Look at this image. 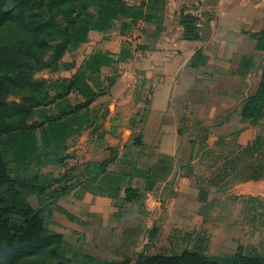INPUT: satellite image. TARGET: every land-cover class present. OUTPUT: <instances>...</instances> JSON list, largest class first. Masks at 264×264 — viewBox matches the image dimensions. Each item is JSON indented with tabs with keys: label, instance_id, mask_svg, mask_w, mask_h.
I'll use <instances>...</instances> for the list:
<instances>
[{
	"label": "trees",
	"instance_id": "1",
	"mask_svg": "<svg viewBox=\"0 0 264 264\" xmlns=\"http://www.w3.org/2000/svg\"><path fill=\"white\" fill-rule=\"evenodd\" d=\"M163 14L164 0L141 5L126 0H0V264H132L126 258L116 262L90 257L51 229L56 212L72 223L84 224L60 206L75 191L113 200L119 209L133 205L140 215L152 210L144 190L133 187L134 179H149L137 162L123 159L119 173L110 170L116 156L106 162L86 163L80 178L71 184L64 181L65 174L57 178L53 170L65 166L73 138L90 128L98 132L101 119L92 105L117 83L118 66L133 58L132 46L124 42L118 54L97 50L79 67L63 57L86 45L92 32L109 35L118 29L127 35L143 22L155 25L158 35ZM181 25L185 39L199 38L190 15L182 14ZM251 38L257 43L255 51L263 57L245 54L241 58L234 75L243 80L260 58L264 61V32ZM49 52L62 72L75 71L71 78L34 79L50 67L51 62L45 60ZM201 59L199 52L191 67L196 68ZM103 69H111L113 77L104 78ZM37 91L41 98L34 96ZM11 95L21 96V101H9ZM239 116L242 124L264 128V65L260 85L243 101ZM107 133H97L98 148L105 147ZM208 137L207 132L191 141V162L196 149L202 160L210 152ZM230 144L234 147L228 150ZM135 146L142 147L141 137ZM220 149L210 165L214 169L211 176L197 178V184L221 193L227 186L264 180V129L246 147L223 143ZM34 197L36 208L30 202ZM259 200L248 196L242 213H254L250 223L263 227L264 214L256 215ZM200 202L199 215L204 219L219 204L216 199ZM157 232L156 228L150 231V240ZM169 243L173 249L170 257L140 254L137 264H264V242L263 250L249 247L240 248L235 255H210L211 237L206 229L187 233L174 228Z\"/></svg>",
	"mask_w": 264,
	"mask_h": 264
},
{
	"label": "crops",
	"instance_id": "2",
	"mask_svg": "<svg viewBox=\"0 0 264 264\" xmlns=\"http://www.w3.org/2000/svg\"><path fill=\"white\" fill-rule=\"evenodd\" d=\"M126 1L131 5L148 2ZM198 2L164 0L163 26L158 35L155 25L139 22L127 35H122L118 29L109 35L92 32L89 42L84 45L91 44L93 38L103 37L106 45L98 50L118 54L124 42L132 46L133 58L118 66L119 81L92 105L97 112H101L97 109L104 110L107 105L110 111L114 108L102 126V130L108 132L105 136L107 145L103 149L98 148L95 144L97 138L91 137L94 128H90L73 138L69 148L86 151L85 164L106 162L113 159L117 151L111 150L108 142L115 141L120 153L118 158L137 162L139 168L149 174L147 180L134 179L133 187L153 190L154 196L148 199L152 214L147 218L139 216L135 221L137 223L127 225L122 231L124 243L134 248L133 252L142 253V249L160 251L162 247L159 248L158 243L166 239L169 244L172 229L184 230L191 221L196 225L202 224L206 219L199 215L201 202L194 187L197 178L208 179L214 170L205 162L216 160L221 144L236 143L246 147L261 133V127L240 122L237 110L244 100L240 101V106L236 96L246 92L247 99L249 93L250 96L256 93L261 82L263 58L246 80L234 74L245 54L263 57L255 51L257 43L251 36L264 32V0H204V28L198 39L187 40L184 38L181 16L188 14L189 9ZM199 52L202 59L193 68L191 63ZM106 71L112 72L111 69H103V77L107 75ZM74 72L67 77L71 78ZM216 88H228L230 93L215 103H208L204 95L207 92L213 94ZM203 122L217 124L208 133L206 144L210 152L202 160L200 156L197 157L196 149V158L191 162L189 141L202 134L190 138L183 131ZM138 137L142 139V147L135 146ZM128 145L131 146V154L123 153ZM111 167L110 170L116 173L123 170L121 164ZM236 187L238 190L242 187L255 189L241 196L264 197L261 191L264 180L242 183ZM60 206L77 218H83L87 213L106 219L109 212L115 211L116 202L90 194L80 195L75 191L66 196ZM57 215L54 216L55 222L58 217H65L60 213ZM145 221L146 224L154 221L159 229L152 240L147 234L151 226L145 228ZM56 232L67 239L64 232ZM128 256L126 253L120 260Z\"/></svg>",
	"mask_w": 264,
	"mask_h": 264
},
{
	"label": "rangeland",
	"instance_id": "3",
	"mask_svg": "<svg viewBox=\"0 0 264 264\" xmlns=\"http://www.w3.org/2000/svg\"><path fill=\"white\" fill-rule=\"evenodd\" d=\"M103 37L101 38H93L91 39L88 46H82L75 54L72 55H65L63 57V61L65 62H73L78 67L79 64L82 62V60L90 53L95 52L98 49H103L105 47V43H103ZM52 52H49V54L45 55V60L50 61V67L44 68L40 73H37L34 75V79L38 81L42 80H56L60 78H68L67 76L71 75L73 71L70 72H62L55 63H53L50 59V56ZM88 57V56H87ZM86 57V58H87ZM107 75L104 74V77L112 78V72L109 73L108 71ZM119 81V78L117 79V82ZM249 89V88H248ZM253 89V88H250ZM230 93V90L228 88H216L214 93L211 94L210 92H207L204 97L208 103H215L219 99L221 100L223 96ZM245 93L238 94L236 98L238 99V102L241 100H245L246 96ZM250 96V93L248 94ZM34 96L36 98H41L42 93L40 91H37ZM9 101H21V96L11 95L8 98ZM243 103V102H242ZM241 106V102L239 103ZM238 105V106H239ZM107 105L104 110L97 109L99 112V118L101 119V127L99 128L98 132H100L104 127L105 119L109 117L111 114V111L114 110V108L110 109ZM96 108V107H95ZM241 109V108H239ZM237 110L240 112V110ZM95 110V109H93ZM238 112V113H239ZM264 126V124H263ZM217 127V124H211L209 122H203L201 124L192 125L189 128L185 129L183 133L185 135H189L190 138L199 137L201 134L204 133H211V129H214ZM264 129V128H262ZM261 129V131H262ZM97 130V129H96ZM96 130L93 131V135L91 134V137L97 138ZM208 130V131H207ZM207 131V132H206ZM114 140V139H113ZM87 143V141H84ZM112 143V144H111ZM108 142V145H110L111 150H117L114 156H116L115 161L112 165H119L123 164L121 163L123 159L118 158L120 155L118 151V147H116L115 141ZM191 141H189V144ZM97 145V139L96 143ZM107 145V142H104ZM119 146V145H118ZM130 145L126 146L123 153L127 152L128 154H131L129 151ZM228 150L233 149V144H230L226 146ZM109 148V149H110ZM98 152V151H97ZM118 152V153H117ZM103 153V152H100ZM86 151H83L82 149L78 150H68L67 152V161L65 163V166L59 169H53L55 171V175L57 178L60 177V175L66 176V179L64 181H67L68 184L73 183L77 178H80V175L83 170V166L85 165V161L87 159ZM116 160H118L116 163ZM123 162H129V161H123ZM209 166L213 164V161L209 162L208 160L205 162V165ZM110 166V168H112ZM65 172V173H64ZM55 185H58L57 183ZM136 188V186H135ZM138 188V187H137ZM235 188V186H227L225 190L221 193H218L215 188H210L206 185H200L195 184L194 190L197 197H199L200 200H218L219 204L218 206L210 212V217L206 219L202 224L196 225L194 222H189L188 227H185V229L182 231L191 233L196 229L202 230L206 229L208 234L211 237V246H210V255L212 256H227V255H235L238 253V250L240 248H249V247H258L260 250H263V247L261 244L264 242V226L258 227L255 230L254 225H252L251 218L254 216V213H250L248 211H245L242 213L243 208V202H246L248 196H241L240 194H246V192H254L255 189L253 188H247L244 189L242 187L240 190ZM144 192L147 195L148 199H151L154 194L153 190L143 188ZM260 189H257L256 191H259ZM264 194V189H262ZM207 192V194H205ZM171 195V194H167ZM260 198V197H259ZM154 200V198H153ZM62 201V200H61ZM60 201V202H61ZM30 202L34 208L38 206L37 198H31ZM259 202V206L256 209V215L264 214V197H261ZM68 206L70 204H67ZM202 204L199 206V209L201 208ZM71 207V205H70ZM190 209L191 206L189 207ZM195 208V207H194ZM68 212V211H67ZM70 213V212H69ZM140 212L137 210V208L133 205H127L123 207L122 209H119V207L116 206L114 212H109L108 217L105 219L103 217H96L91 215H85L83 218H79L84 224H76V223H69V221L66 219L67 217L62 214L65 217H58L54 219V225L51 226V229L54 231H62L65 234H67V241L74 245L75 247L81 249L89 255L90 257H93L95 259H101V260H110V261H116L120 262L123 261L125 258L129 259L132 264H137L138 258L140 254H146L148 257L151 256H157V255H163V256H171L173 253V249L168 241L169 244L166 243V239L161 240L158 245L161 250H155L154 252L146 251L145 249H142V253L133 252L134 248L128 247V244L124 243V237L122 238V231L124 228L127 227V225L135 222L139 216L141 217H149L152 214V210L150 212L144 213L143 215L139 214ZM56 216L57 212L55 213ZM54 214V216H55ZM73 215V214H72ZM80 217V216H79ZM145 219V218H143ZM150 224V225H149ZM154 221L147 222L145 221V228H148V226H151V229L147 230V234H150V231L154 228L158 229L157 224ZM189 230V231H188ZM159 231V229H158ZM58 233V232H57ZM124 233V232H123ZM173 229L170 231V234L172 235ZM138 234V232H137ZM167 234V233H166ZM129 235H131L129 233ZM170 235V236H171ZM167 236V235H166ZM142 239V238H141ZM140 239V240H141ZM141 243V241H140ZM264 244V243H263ZM132 252H129L131 251ZM264 251V250H263ZM128 254V257L123 258L124 254Z\"/></svg>",
	"mask_w": 264,
	"mask_h": 264
},
{
	"label": "built area",
	"instance_id": "4",
	"mask_svg": "<svg viewBox=\"0 0 264 264\" xmlns=\"http://www.w3.org/2000/svg\"><path fill=\"white\" fill-rule=\"evenodd\" d=\"M204 0H199V2L192 8L189 9L188 15H190L195 20V26L199 31V36L204 28L205 14L203 11Z\"/></svg>",
	"mask_w": 264,
	"mask_h": 264
},
{
	"label": "clouds",
	"instance_id": "5",
	"mask_svg": "<svg viewBox=\"0 0 264 264\" xmlns=\"http://www.w3.org/2000/svg\"><path fill=\"white\" fill-rule=\"evenodd\" d=\"M20 37L23 38V33L22 32H20Z\"/></svg>",
	"mask_w": 264,
	"mask_h": 264
}]
</instances>
